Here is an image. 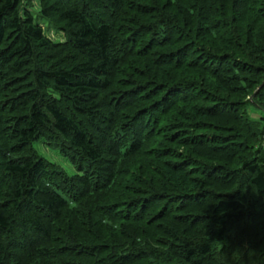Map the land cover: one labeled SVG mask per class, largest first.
Returning <instances> with one entry per match:
<instances>
[{"label": "trees", "instance_id": "16d2710c", "mask_svg": "<svg viewBox=\"0 0 264 264\" xmlns=\"http://www.w3.org/2000/svg\"><path fill=\"white\" fill-rule=\"evenodd\" d=\"M263 80L264 0H0V264H264Z\"/></svg>", "mask_w": 264, "mask_h": 264}, {"label": "rangeland", "instance_id": "374dc122", "mask_svg": "<svg viewBox=\"0 0 264 264\" xmlns=\"http://www.w3.org/2000/svg\"><path fill=\"white\" fill-rule=\"evenodd\" d=\"M39 21H42L43 23H45V20L43 19H39ZM59 33L55 34V33H50V37L53 39H59ZM246 112L248 117L250 118H258L260 116V114H263V111L253 105H248L246 108ZM33 145L35 146V148L37 149V151L39 152V154H41L42 156H44L47 160L52 161L53 163H55L56 165H58L62 170H64L67 173H71L74 171V167L73 165L67 160V158H65L64 156L60 155L55 149L50 148L46 145L43 144L42 141H36L33 143ZM263 145H264V140H263Z\"/></svg>", "mask_w": 264, "mask_h": 264}, {"label": "water", "instance_id": "95a60500", "mask_svg": "<svg viewBox=\"0 0 264 264\" xmlns=\"http://www.w3.org/2000/svg\"><path fill=\"white\" fill-rule=\"evenodd\" d=\"M264 82V80L261 82V84ZM261 84H259V86L261 85ZM258 86V87H259ZM258 87L254 90V92H253V94L256 92V90L258 89Z\"/></svg>", "mask_w": 264, "mask_h": 264}]
</instances>
